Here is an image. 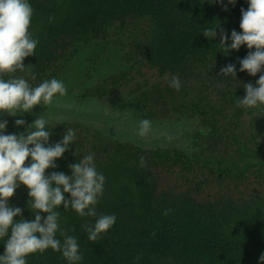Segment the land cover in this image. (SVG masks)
Here are the masks:
<instances>
[{
	"label": "trees",
	"instance_id": "1",
	"mask_svg": "<svg viewBox=\"0 0 264 264\" xmlns=\"http://www.w3.org/2000/svg\"><path fill=\"white\" fill-rule=\"evenodd\" d=\"M30 3L29 31L39 38L36 54L24 59V71L3 78L23 77L33 86L57 78L66 87L74 80L81 90L61 98H71L75 105L97 101L112 112L131 114L130 123L149 119L166 124L174 137L186 141L181 147L156 141L146 147L115 138L107 125L49 121V143L60 141L67 128L75 130L76 140L46 174H70V164L94 154L97 170L106 178L97 214L117 217L93 242L84 225L95 218L60 206V232L78 238L80 264H259L264 253V106L244 109L237 99L246 95L243 85L255 84L260 74L239 71V60L249 51L246 45L229 53L219 45L220 29L229 36L233 29L242 31L246 0L234 6L227 0L223 5L214 0ZM219 26L214 40L202 34ZM228 64L236 66V78L220 72ZM98 66L118 69L98 79L92 73ZM31 73L37 74L35 81ZM173 75L181 80L179 91L169 86ZM36 110L35 115L47 111ZM32 123L5 134H24ZM29 200L21 185L9 202L22 209L24 219L33 220ZM4 251L0 241V255ZM27 264L67 261L48 249L30 254Z\"/></svg>",
	"mask_w": 264,
	"mask_h": 264
},
{
	"label": "clouds",
	"instance_id": "2",
	"mask_svg": "<svg viewBox=\"0 0 264 264\" xmlns=\"http://www.w3.org/2000/svg\"><path fill=\"white\" fill-rule=\"evenodd\" d=\"M217 2L224 4V0H214ZM246 2L247 10L241 8L242 31L233 29L229 36L219 26L206 28L202 34L214 40L218 36L217 29H220L219 45L227 53L238 51L243 45L249 49L248 54L239 60V71L253 77L260 75L255 84L243 85L246 95L237 99V106L251 109L264 106V0ZM236 3L237 0H227L229 5ZM224 10L227 11V6ZM33 14L30 0H0V115L6 112L12 117L23 116L31 113L37 105L48 109L54 99L67 94L65 84L57 78L46 79L35 86L23 77L3 78L6 73L24 71V59L36 54L39 38L29 31ZM53 19L49 17V22ZM220 72L225 77L236 78L237 69L234 64H228ZM30 78L35 81L37 74L31 73ZM169 86L179 91L182 87L180 78L173 75ZM25 123L24 119L15 120L17 126ZM48 123L43 113L26 133L17 135L5 134L8 121L0 119V241L5 245L0 264H27L30 254H42L48 249L60 252L67 264H80L83 255L78 238L60 232L61 205L64 211L72 210L80 217L95 218L94 223L84 225L89 241H97L116 223L114 214L98 215L96 211L106 178L97 170L94 154L89 153L70 164V174L56 171L46 174V170L58 167L56 161L70 151L76 140L75 130L67 128L60 141L49 143L52 132L48 130ZM151 127L149 119H142L138 134L146 136ZM29 158L30 163L26 165ZM144 165L141 158L140 166ZM21 185L28 189V206L34 214L33 220L24 219L22 209L9 202ZM41 213H47L46 217ZM15 217L21 218L16 220ZM58 232L63 236L62 241L57 238ZM259 264H264V253Z\"/></svg>",
	"mask_w": 264,
	"mask_h": 264
},
{
	"label": "rangeland",
	"instance_id": "3",
	"mask_svg": "<svg viewBox=\"0 0 264 264\" xmlns=\"http://www.w3.org/2000/svg\"><path fill=\"white\" fill-rule=\"evenodd\" d=\"M95 68V66L93 67ZM118 69L117 66H109V67H97V69L93 70V76L98 79L104 77L110 73L115 72ZM80 73L81 68L77 69ZM73 86V87H72ZM67 88L68 96L70 92L77 91V89L81 90L80 83L74 82L72 80L70 85ZM64 97V96H63ZM67 102L70 106L67 105ZM36 108H46L43 105H37L31 113H25L23 116L17 115L16 117H12L8 115L6 112L0 115V119H5L8 121V127L6 130L13 129L17 127L15 124L16 119H24L26 123H32L38 116ZM47 109V108H46ZM97 111V112H96ZM99 112V113H98ZM45 118L48 121H60V120H68V119H77L81 120L84 123L93 124L97 126H108L113 132L112 134L115 138H119L121 140L131 141L138 145H145L146 147H152L154 141H156L159 146L172 145V146H183V142H186L184 137H174V132L168 131L169 126L166 124H162L158 126V124H151V130L146 136H140L138 134L139 122L133 121L129 122L128 120H133V116L127 112H118L108 110L106 107L102 106L99 102H94L90 104L84 105H75L74 100L71 98H61L57 97L54 99L52 105H50L47 111L43 112ZM42 113V114H43ZM40 114V111H39ZM99 114L104 115V117L99 116ZM32 116H37L36 118L29 119ZM105 124V125H104ZM175 127V126H174ZM177 128V127H176ZM163 141V142H160ZM147 142V144L145 143Z\"/></svg>",
	"mask_w": 264,
	"mask_h": 264
}]
</instances>
